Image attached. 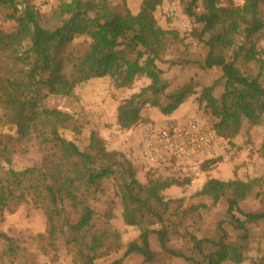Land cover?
Returning a JSON list of instances; mask_svg holds the SVG:
<instances>
[{"label": "trees", "instance_id": "1", "mask_svg": "<svg viewBox=\"0 0 264 264\" xmlns=\"http://www.w3.org/2000/svg\"><path fill=\"white\" fill-rule=\"evenodd\" d=\"M166 0H143L136 15L129 11L126 0L112 5L111 0H69L61 2L48 20L29 0H0L6 21H12L11 32L0 30L1 121L15 127V135H0V223L3 214L13 212L27 202L41 209L47 230L32 238L47 254L62 245L71 254L72 264H95L102 256L121 249L119 233L108 227L112 216L105 185L113 183L122 207L125 225L137 227L138 239L127 245L125 256L139 255L142 264H242L246 247L228 241V234L217 225L216 239L184 238L191 252L200 259L170 248V226L150 208V199L166 205L160 193L176 184L174 181H150L141 185L136 171L125 156L108 151L104 141L93 132L88 147L82 150L60 134L61 129L75 126L67 113L49 109V97H71L75 88L94 79L109 77L117 88H129L138 78L150 84L122 100L117 106L116 123L129 131L141 121L147 105L163 116H170L194 94L192 84L168 92V83L157 63L179 39L174 31H164L156 24L154 13ZM203 11L197 13L198 3ZM19 5L23 7L18 9ZM264 0H244L241 6L220 0H191L185 14L201 25L192 35L207 49L201 65L204 70L218 69L221 77L204 87L198 106L210 116L216 134L235 138L246 121L250 126L264 125V53L259 47L264 39ZM83 39L82 48L75 40ZM221 85L219 98L214 89ZM37 155V160L22 171L13 167L15 156ZM212 162L206 163V168ZM264 182L210 179L198 193L216 205L227 199V214L236 231L247 239L252 226L264 224V212L245 213L239 204L252 197ZM105 206L102 211L99 207ZM192 210H197L196 207ZM238 213L240 217H237ZM160 224V229L154 226ZM155 235L159 253L150 248ZM2 257L7 264H34L31 255L18 241L0 232ZM213 251L205 254L204 248ZM112 264H121V260ZM252 264H264V257Z\"/></svg>", "mask_w": 264, "mask_h": 264}, {"label": "rangeland", "instance_id": "2", "mask_svg": "<svg viewBox=\"0 0 264 264\" xmlns=\"http://www.w3.org/2000/svg\"><path fill=\"white\" fill-rule=\"evenodd\" d=\"M21 3L24 0H17ZM41 14L48 20L57 6L66 0H29ZM69 1V0H67ZM191 0H166L157 7L154 18L159 28L164 31H174L179 39L170 43L169 50L157 63V67L163 72V77L168 83V92H173L180 87L191 83L194 94L177 110L176 120H168L156 108L145 106L141 111L142 121L129 131H122L116 123V110L119 103L148 86L150 81L146 78L136 79L129 88H117L114 81L109 77L94 79L78 85L71 97H49L45 105L49 109H55L67 113L73 117L75 126L80 133L72 130V127L61 129L60 134L67 140L75 142L82 150L89 144L91 133L95 132L104 141L108 151L122 153L132 164L136 171V178L143 186L150 181H174L176 184L162 191L160 196L164 203L171 201L169 207L151 198L149 206L151 210L165 220L169 225L171 241L169 247L181 251L187 256L200 259L197 253L191 252V245L184 238L192 234L197 239H216L217 225L222 222L223 229L228 234V241L246 247L245 259L242 264H252L254 261L264 257V224L252 226L249 229L247 239L244 232L236 231L230 224L227 214V199L221 198L212 205L210 199L200 196L203 185L210 179L224 182L240 180L250 182L260 179L264 175V125L252 127L246 121L243 123L240 133L232 140H224L225 150L223 153L211 160L200 164L195 172H190L179 167L166 169H148L141 164L139 159V146L142 142L143 133L148 126L168 127L171 125L198 122L213 127L210 116L198 106V96L204 87L212 85L220 79L221 72L218 69L204 70L201 68L207 54V49L192 35V31H200L201 25L194 24L185 14V8ZM122 0H111L112 5H117ZM143 0H126V5L131 14L136 15ZM232 2L235 6H241L244 0H220L221 5ZM23 6L19 5L18 9ZM264 12V5L262 7ZM203 8L198 3L197 13ZM6 11L0 9V30L11 32L14 29L12 21H6ZM83 39L75 40L73 46L82 48ZM259 47L264 53V39L260 41ZM3 55L0 54V69L4 66ZM264 84V82H263ZM223 92L221 85L214 89L213 96L219 98ZM174 114V113H173ZM186 122H177V119ZM0 135H15V127L1 121L0 109ZM37 160V155L30 153L25 156H15L13 169L22 171L30 167ZM212 162L206 168V163ZM2 172L0 173V176ZM102 201H110L112 216L108 221V227L119 233L121 249L102 256L95 264H112L121 260V264H142L143 259L139 255L125 256L127 245L138 239L140 231L137 227L124 224L122 219V207L117 191L112 182L105 185V197ZM196 207L197 210H192ZM105 206L99 207L102 211ZM239 209L245 213L264 212V182L257 188L252 197L239 204ZM240 217L238 213H235ZM160 224L154 226L160 229ZM47 221L43 211L27 202L19 204L13 211H6L0 223V232L15 238L23 247L34 264H72L71 254L61 244L56 251L47 254L38 247L32 238L39 234H45ZM150 248L159 253L160 245L155 235L149 238ZM213 251L210 246L204 248L205 254ZM0 264H7L2 257V242L0 241ZM22 264V263H17ZM32 264V263H29ZM171 264H187L181 260L172 261ZM230 264V263H226Z\"/></svg>", "mask_w": 264, "mask_h": 264}, {"label": "built area", "instance_id": "3", "mask_svg": "<svg viewBox=\"0 0 264 264\" xmlns=\"http://www.w3.org/2000/svg\"><path fill=\"white\" fill-rule=\"evenodd\" d=\"M243 1V0H242ZM139 159L148 169L179 167L195 172L204 161L220 156L224 140L213 127L198 122L145 128Z\"/></svg>", "mask_w": 264, "mask_h": 264}, {"label": "crops", "instance_id": "4", "mask_svg": "<svg viewBox=\"0 0 264 264\" xmlns=\"http://www.w3.org/2000/svg\"><path fill=\"white\" fill-rule=\"evenodd\" d=\"M183 106V105H182ZM182 106L178 109V110H180L181 108H182ZM178 111H175L174 112V114H171L170 116H168L167 118H168V120H176V118H177V116H176V113H177ZM178 114V113H177ZM178 121L177 122H179V121H181V122H186L185 120H183V119H177Z\"/></svg>", "mask_w": 264, "mask_h": 264}]
</instances>
